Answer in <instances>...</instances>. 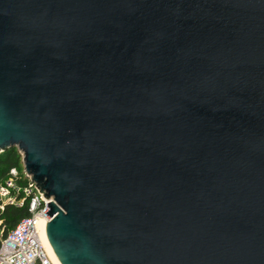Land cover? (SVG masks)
<instances>
[{
    "label": "water",
    "instance_id": "obj_1",
    "mask_svg": "<svg viewBox=\"0 0 264 264\" xmlns=\"http://www.w3.org/2000/svg\"><path fill=\"white\" fill-rule=\"evenodd\" d=\"M62 264H264V0H0V152Z\"/></svg>",
    "mask_w": 264,
    "mask_h": 264
},
{
    "label": "built area",
    "instance_id": "obj_2",
    "mask_svg": "<svg viewBox=\"0 0 264 264\" xmlns=\"http://www.w3.org/2000/svg\"><path fill=\"white\" fill-rule=\"evenodd\" d=\"M49 201H53V197L40 191L24 168L10 169L9 177L0 183V212L6 205L21 206L27 202L30 214L1 237L0 264H54L42 236L44 222L51 219L46 212Z\"/></svg>",
    "mask_w": 264,
    "mask_h": 264
},
{
    "label": "trees",
    "instance_id": "obj_3",
    "mask_svg": "<svg viewBox=\"0 0 264 264\" xmlns=\"http://www.w3.org/2000/svg\"><path fill=\"white\" fill-rule=\"evenodd\" d=\"M22 154L15 146L9 147L0 152V183L9 177L10 169L18 167L22 170ZM30 214L28 203L23 205H6L5 209L0 212L2 223L0 225V239L6 236L8 231L23 218Z\"/></svg>",
    "mask_w": 264,
    "mask_h": 264
},
{
    "label": "bare ground",
    "instance_id": "obj_4",
    "mask_svg": "<svg viewBox=\"0 0 264 264\" xmlns=\"http://www.w3.org/2000/svg\"><path fill=\"white\" fill-rule=\"evenodd\" d=\"M42 236H43V241H44V245L47 249V252L50 256V258L52 259V261L54 262V264H62L60 262V260L58 259V257L56 256L55 252L53 251L52 247L49 245L46 237H45V234H44V226H43V229H42Z\"/></svg>",
    "mask_w": 264,
    "mask_h": 264
},
{
    "label": "rangeland",
    "instance_id": "obj_5",
    "mask_svg": "<svg viewBox=\"0 0 264 264\" xmlns=\"http://www.w3.org/2000/svg\"><path fill=\"white\" fill-rule=\"evenodd\" d=\"M21 166L24 168V165H23V163L21 164Z\"/></svg>",
    "mask_w": 264,
    "mask_h": 264
}]
</instances>
